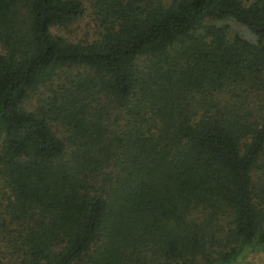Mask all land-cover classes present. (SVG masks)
<instances>
[{"label":"trees","instance_id":"16d2710c","mask_svg":"<svg viewBox=\"0 0 264 264\" xmlns=\"http://www.w3.org/2000/svg\"><path fill=\"white\" fill-rule=\"evenodd\" d=\"M89 12L95 38L51 32ZM264 253V0H0V264Z\"/></svg>","mask_w":264,"mask_h":264},{"label":"rangeland","instance_id":"374dc122","mask_svg":"<svg viewBox=\"0 0 264 264\" xmlns=\"http://www.w3.org/2000/svg\"><path fill=\"white\" fill-rule=\"evenodd\" d=\"M98 28L92 21L90 13L85 12L84 16L76 22L62 28H51V32L61 35L70 40L95 38ZM236 264H264V253L253 252L243 255Z\"/></svg>","mask_w":264,"mask_h":264}]
</instances>
